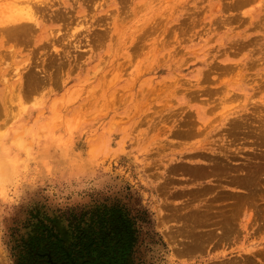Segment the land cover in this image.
<instances>
[{"label": "rangeland", "instance_id": "rangeland-1", "mask_svg": "<svg viewBox=\"0 0 264 264\" xmlns=\"http://www.w3.org/2000/svg\"><path fill=\"white\" fill-rule=\"evenodd\" d=\"M41 8L0 37V264H264V0Z\"/></svg>", "mask_w": 264, "mask_h": 264}, {"label": "bare ground", "instance_id": "bare-ground-1", "mask_svg": "<svg viewBox=\"0 0 264 264\" xmlns=\"http://www.w3.org/2000/svg\"><path fill=\"white\" fill-rule=\"evenodd\" d=\"M1 1L2 3L0 4V37L5 36L10 38V40H12L14 37H18L25 40L29 36H31V33H33L35 30L41 31L43 29L41 19H43L45 13H44V9H42L41 7L44 5L46 6L50 2V0H1ZM55 52L57 51L55 50ZM20 75H22V73ZM16 76L19 77V73H16ZM198 114L199 112L197 111L196 115L198 116ZM236 118L240 119V116L237 115ZM48 131H47L48 137L52 138L55 134V129H50ZM0 143L2 144L1 141ZM57 143L60 144L62 147L67 146V143L64 142L62 143L59 137L57 138ZM8 149L9 148L3 146L0 151L1 173L4 169L3 166L6 163L12 166L16 165V167L20 166V163L18 162L15 154L14 155L11 154L9 151L10 149L9 150ZM1 173H0V180L3 177ZM247 180L243 179L233 184H236L239 187L249 186L252 182V179L248 178ZM222 225L227 229L231 228L232 220H225ZM220 236H223V234L221 233ZM201 244L202 243L198 244L197 246H200Z\"/></svg>", "mask_w": 264, "mask_h": 264}]
</instances>
